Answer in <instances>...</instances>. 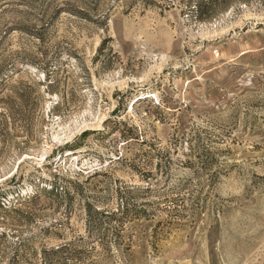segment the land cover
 I'll return each instance as SVG.
<instances>
[{
  "label": "rangeland",
  "instance_id": "obj_1",
  "mask_svg": "<svg viewBox=\"0 0 264 264\" xmlns=\"http://www.w3.org/2000/svg\"><path fill=\"white\" fill-rule=\"evenodd\" d=\"M181 1L0 0V264H264V0Z\"/></svg>",
  "mask_w": 264,
  "mask_h": 264
},
{
  "label": "trees",
  "instance_id": "obj_2",
  "mask_svg": "<svg viewBox=\"0 0 264 264\" xmlns=\"http://www.w3.org/2000/svg\"><path fill=\"white\" fill-rule=\"evenodd\" d=\"M171 1L172 0H170V2ZM235 2H248V0H182L181 1V4L183 5V7L181 8L182 15L184 16L185 13H190L193 16V18H195L197 21H210L218 17L220 14H223L228 10H230ZM105 44L106 42H103L99 47L98 49L99 54H101L105 49L106 46ZM4 87H5V83H1L0 95ZM83 135H86V133H84ZM68 147L69 146L67 145V148ZM158 156L160 155L158 154ZM161 161L164 162L163 160ZM170 164L171 161L167 160L165 162L164 164L165 171L163 175L167 174L168 169L170 170L169 168ZM189 165L191 164L189 163L186 164L187 167L191 168V166ZM157 166L159 167V172H160V164H158ZM144 176L146 181H148L149 178L153 177L151 173H148L147 175ZM137 193L138 192L135 190L126 191V192H122L119 190L120 202H119L118 211L115 213H106L103 211H99L95 209L93 206L88 204L86 206L88 238L89 239L97 238L101 242H103V246H104V243H106V241H108V239H110L114 235V232L111 231L112 229L111 225L113 223H119L120 227H123L124 223L128 221L130 214L133 213V215L136 216L141 213L145 214L143 205L142 206L136 205L134 203L137 197ZM143 193L146 194L152 193L151 186L148 185L147 189H144ZM14 212H18V211L14 210ZM3 235L4 234H2V236ZM116 236L117 238L120 237L119 234H116ZM107 246L109 245H106V247ZM107 249L110 250L109 247L105 248V250ZM43 254H44L45 264H52L49 261H57L60 258L62 264H68V260H77L74 259L76 258L75 255H73V253L70 252V249L67 246L59 248L57 250L50 251L49 253L43 252ZM81 260L82 259H80V261Z\"/></svg>",
  "mask_w": 264,
  "mask_h": 264
}]
</instances>
